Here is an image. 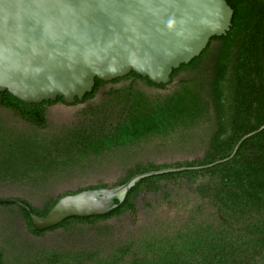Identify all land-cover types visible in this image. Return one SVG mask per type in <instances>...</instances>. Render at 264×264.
<instances>
[{
    "label": "trees",
    "instance_id": "16d2710c",
    "mask_svg": "<svg viewBox=\"0 0 264 264\" xmlns=\"http://www.w3.org/2000/svg\"><path fill=\"white\" fill-rule=\"evenodd\" d=\"M227 2L234 10L227 36L212 39L200 57L174 70L168 85L131 73V85L124 92L112 91L108 99L124 105L117 122L105 128L81 127L68 148L81 145L100 153L171 133L184 137L185 132L198 131L203 159L136 168L116 187L141 174L173 171L140 179L125 201L117 202L118 208L105 216L70 218L47 231L135 214V201L142 192L180 183L191 184L197 198L191 215L180 227L154 225L140 235L113 236L105 248L50 252L27 246L18 256L9 252L12 258L7 260L0 247V264H264V130L259 131L264 126V0ZM182 73L186 77L174 83ZM138 80L165 93L152 97L135 90ZM104 85L96 79L93 92L77 104L93 100ZM52 104H27L9 92L0 94L3 108L42 130L48 127L47 106ZM97 112V104L90 105L79 117L91 120ZM98 188L108 187L88 189ZM82 191L61 195L34 212L45 216L61 198ZM18 210L30 234L45 236L47 231L32 230L30 215Z\"/></svg>",
    "mask_w": 264,
    "mask_h": 264
},
{
    "label": "water",
    "instance_id": "95a60500",
    "mask_svg": "<svg viewBox=\"0 0 264 264\" xmlns=\"http://www.w3.org/2000/svg\"><path fill=\"white\" fill-rule=\"evenodd\" d=\"M233 16L227 0H0V94L72 106L93 92L96 79L109 83L135 73L168 85L174 70L228 35ZM169 171L67 195L45 216L20 198H2L0 205L22 209L32 230L44 232L70 218L105 216L140 179Z\"/></svg>",
    "mask_w": 264,
    "mask_h": 264
},
{
    "label": "rangeland",
    "instance_id": "374dc122",
    "mask_svg": "<svg viewBox=\"0 0 264 264\" xmlns=\"http://www.w3.org/2000/svg\"><path fill=\"white\" fill-rule=\"evenodd\" d=\"M215 45V44H214ZM182 73L177 81L186 77ZM132 80L104 85L85 105H51L47 108V129H39L0 105V199L20 198L35 209L44 210L51 200L66 193L90 187L115 188L136 168L184 164L203 159L198 131L184 137L171 133L132 146L92 153L78 145L74 135L81 127H107L115 124L124 107L121 100L108 99L112 91L125 88ZM136 90L156 97L165 91L138 80ZM97 104V114L88 120L79 113ZM15 115V116H14ZM187 135V136H186ZM194 148V149H193ZM165 185V184H164ZM137 212L121 217L79 224L38 237L30 234L22 214L14 206L0 207V247L6 259L18 256L27 246L34 250L67 252L80 248H105L111 237L140 235L154 225L181 224L198 205L191 184L164 186L155 192H142L135 201ZM12 212L16 217L9 215ZM12 254H10V253Z\"/></svg>",
    "mask_w": 264,
    "mask_h": 264
},
{
    "label": "flooded vegetation",
    "instance_id": "af4514ba",
    "mask_svg": "<svg viewBox=\"0 0 264 264\" xmlns=\"http://www.w3.org/2000/svg\"><path fill=\"white\" fill-rule=\"evenodd\" d=\"M130 75H128L127 77H125V78H122V79H120V81L119 82H122V81H125V80H132V79H130V78H128ZM118 82V83H119ZM177 82V80L174 82V83H176ZM108 84H116V83H114V81H112V82H109V83H105V85H108ZM131 85V84H130ZM129 85V86H130ZM129 86H127V87H125V88H120V89H117L116 91H118V90H120L119 91V93L120 92H124ZM134 89L136 90V87H134ZM115 91V90H114ZM99 93V92H98ZM98 95V94H97ZM96 95V96H97ZM89 102V101H88ZM88 102H85V103H79V104H75V105H85V104H87ZM58 104H63L62 102H56V103H53L52 105H58ZM49 106H51V105H49ZM49 106H47V108L49 107ZM15 116V115H14ZM15 207V206H14ZM17 208V207H16ZM66 227H62V228H60V229H65ZM59 230V229H58ZM50 232H52V231H47V233H50ZM46 233V234H47Z\"/></svg>",
    "mask_w": 264,
    "mask_h": 264
}]
</instances>
